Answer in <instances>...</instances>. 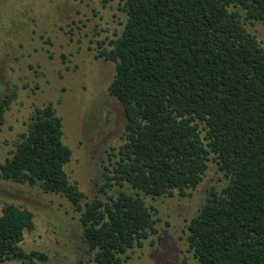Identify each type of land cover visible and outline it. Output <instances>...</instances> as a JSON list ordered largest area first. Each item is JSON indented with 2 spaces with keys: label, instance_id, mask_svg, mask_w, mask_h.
<instances>
[{
  "label": "trees",
  "instance_id": "16d2710c",
  "mask_svg": "<svg viewBox=\"0 0 264 264\" xmlns=\"http://www.w3.org/2000/svg\"><path fill=\"white\" fill-rule=\"evenodd\" d=\"M121 9V35L98 54L115 63L108 91L125 117L121 156L105 177L134 192L82 206L52 103L34 109L0 177L64 195L80 212L94 261L123 264L122 254L157 231L145 196L196 188L212 156L227 182L191 218L196 262L181 264H264V47L245 24H264V0H124ZM15 97L13 90L0 99V129ZM33 218L14 203L1 207L0 264L47 259L21 246Z\"/></svg>",
  "mask_w": 264,
  "mask_h": 264
},
{
  "label": "rangeland",
  "instance_id": "374dc122",
  "mask_svg": "<svg viewBox=\"0 0 264 264\" xmlns=\"http://www.w3.org/2000/svg\"><path fill=\"white\" fill-rule=\"evenodd\" d=\"M123 2L0 0V99L16 91L0 129V163L12 155L34 109L52 103L62 117L63 141L72 150L65 171L85 195L82 206L95 197L107 200L119 191L134 192L127 182L105 177L112 176L121 156L125 117L119 100L108 91L115 63L98 57L122 33ZM245 24L264 47L263 22ZM226 182L211 156L196 188L186 189L184 195L174 191L145 196L155 210L157 231L142 246L122 254L123 264L196 262L187 241L188 224L210 190L218 191ZM5 203L33 213L34 228L24 232L21 246L47 256L34 264H97L83 241L80 212L64 195L0 177V213Z\"/></svg>",
  "mask_w": 264,
  "mask_h": 264
}]
</instances>
